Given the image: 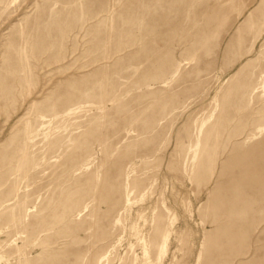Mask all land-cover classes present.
I'll return each instance as SVG.
<instances>
[{"label":"rangeland","instance_id":"1","mask_svg":"<svg viewBox=\"0 0 264 264\" xmlns=\"http://www.w3.org/2000/svg\"><path fill=\"white\" fill-rule=\"evenodd\" d=\"M0 264H264V0H0Z\"/></svg>","mask_w":264,"mask_h":264}]
</instances>
